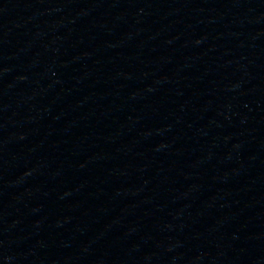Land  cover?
I'll use <instances>...</instances> for the list:
<instances>
[{"label": "water", "instance_id": "water-1", "mask_svg": "<svg viewBox=\"0 0 264 264\" xmlns=\"http://www.w3.org/2000/svg\"><path fill=\"white\" fill-rule=\"evenodd\" d=\"M69 264H264V0H49Z\"/></svg>", "mask_w": 264, "mask_h": 264}]
</instances>
